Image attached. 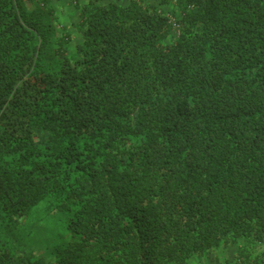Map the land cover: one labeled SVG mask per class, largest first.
<instances>
[{
    "label": "trees",
    "instance_id": "16d2710c",
    "mask_svg": "<svg viewBox=\"0 0 264 264\" xmlns=\"http://www.w3.org/2000/svg\"><path fill=\"white\" fill-rule=\"evenodd\" d=\"M62 1L0 0V264H264V0Z\"/></svg>",
    "mask_w": 264,
    "mask_h": 264
},
{
    "label": "rangeland",
    "instance_id": "374dc122",
    "mask_svg": "<svg viewBox=\"0 0 264 264\" xmlns=\"http://www.w3.org/2000/svg\"><path fill=\"white\" fill-rule=\"evenodd\" d=\"M75 0H63L61 3H58V12L59 18L62 20L63 23H67L69 20H72L73 17H75L74 11L72 9V3ZM81 3H84L88 0H77ZM102 1V0H101ZM106 0H103L102 2H105ZM171 7V6H169ZM28 8L31 9V4H28ZM31 221H27V224L29 225ZM234 248L230 249V252H232ZM229 255V254H228ZM227 252H221L212 254V256H216L220 262H224L226 258H228Z\"/></svg>",
    "mask_w": 264,
    "mask_h": 264
}]
</instances>
